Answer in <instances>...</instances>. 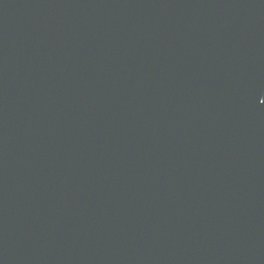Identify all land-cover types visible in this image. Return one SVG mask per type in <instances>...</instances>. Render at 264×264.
I'll return each mask as SVG.
<instances>
[{"label":"water","instance_id":"95a60500","mask_svg":"<svg viewBox=\"0 0 264 264\" xmlns=\"http://www.w3.org/2000/svg\"><path fill=\"white\" fill-rule=\"evenodd\" d=\"M0 264H264V0H0Z\"/></svg>","mask_w":264,"mask_h":264}]
</instances>
